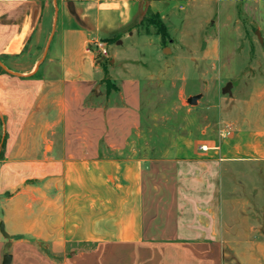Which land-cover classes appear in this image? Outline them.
<instances>
[{
    "label": "crops",
    "instance_id": "0c3cea01",
    "mask_svg": "<svg viewBox=\"0 0 264 264\" xmlns=\"http://www.w3.org/2000/svg\"><path fill=\"white\" fill-rule=\"evenodd\" d=\"M252 1L0 0V264H226L222 171L263 160L264 132L224 135L219 33L206 29L213 7L235 23ZM149 12L168 41L138 27ZM165 85L197 96L202 115L169 151L193 166L190 220L178 234L155 224L158 235L144 220L140 132Z\"/></svg>",
    "mask_w": 264,
    "mask_h": 264
},
{
    "label": "rangeland",
    "instance_id": "374dc122",
    "mask_svg": "<svg viewBox=\"0 0 264 264\" xmlns=\"http://www.w3.org/2000/svg\"><path fill=\"white\" fill-rule=\"evenodd\" d=\"M225 12L222 7H213L212 22L206 29L210 34L219 33L222 117L234 122L223 125V132H264V0L248 5L241 2L236 8L235 23L227 19ZM3 64L0 58V68ZM188 89L200 91L203 86L199 79L192 78ZM177 92L166 85L159 88V96L151 98V105L148 103L147 120L140 132L145 149L142 153L147 159L144 220L158 235L166 232L156 233L155 224L173 223L176 231L191 217L189 201L183 196L188 191L187 176L193 174V166L171 160L169 151L178 133H186V128L192 130L199 123L202 111L195 108L199 98H176ZM223 189L228 213L222 214V220L216 217L225 227V263L264 264V159L223 170L222 195Z\"/></svg>",
    "mask_w": 264,
    "mask_h": 264
},
{
    "label": "trees",
    "instance_id": "16d2710c",
    "mask_svg": "<svg viewBox=\"0 0 264 264\" xmlns=\"http://www.w3.org/2000/svg\"><path fill=\"white\" fill-rule=\"evenodd\" d=\"M138 27L142 28L147 33L150 31V28L153 27L155 29L156 33L161 35L164 42L168 41V39L170 38V35H169V32H168L166 25L162 21L160 15L157 13L149 12L143 18V20L138 25ZM0 71H2V68H0ZM104 81L107 82V87H108L109 91L112 89H117V86L115 84L111 83V81L109 79H105ZM6 137H7V133L5 130H3L1 145H0V156L3 154V149H4Z\"/></svg>",
    "mask_w": 264,
    "mask_h": 264
},
{
    "label": "built area",
    "instance_id": "2783aa9c",
    "mask_svg": "<svg viewBox=\"0 0 264 264\" xmlns=\"http://www.w3.org/2000/svg\"><path fill=\"white\" fill-rule=\"evenodd\" d=\"M96 47L97 49L99 50V54L100 55H103V56H107L108 55V50H107V47H106V44L102 41H98L96 42ZM230 132L229 131H225L224 132V135H229Z\"/></svg>",
    "mask_w": 264,
    "mask_h": 264
},
{
    "label": "water",
    "instance_id": "95a60500",
    "mask_svg": "<svg viewBox=\"0 0 264 264\" xmlns=\"http://www.w3.org/2000/svg\"><path fill=\"white\" fill-rule=\"evenodd\" d=\"M194 98H198V97L195 96ZM194 98H193V99H194ZM1 230L4 232V230H3V224H2V223H1ZM8 261H9V256L5 257L4 264H7Z\"/></svg>",
    "mask_w": 264,
    "mask_h": 264
}]
</instances>
